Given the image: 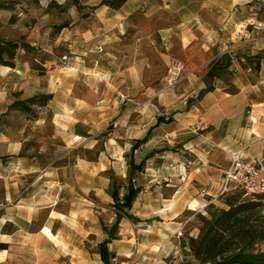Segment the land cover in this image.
I'll use <instances>...</instances> for the list:
<instances>
[{
    "label": "crops",
    "instance_id": "0c3cea01",
    "mask_svg": "<svg viewBox=\"0 0 264 264\" xmlns=\"http://www.w3.org/2000/svg\"><path fill=\"white\" fill-rule=\"evenodd\" d=\"M101 1L84 0L83 6L97 8L60 35L72 54L82 51L79 63L46 75L24 58L14 68L0 66V236L9 224L15 227L10 237L42 233L62 239L59 246L74 264L103 262L84 247L75 261L74 245L61 227L81 237L103 233L96 244L107 239L96 211L82 209V182L90 184L88 192L114 200L108 183H95L106 181L104 162L78 157L57 166L55 138H67L66 149L82 146L85 132L97 134L110 120L103 105H139L120 117L116 109L110 115L117 117L116 151L128 154L121 197L132 158L144 165L133 175L140 190L134 217L166 216L169 235L160 233L165 238L183 231L186 212L221 205L232 154H240L243 163L264 156V41L244 43L233 27L261 20L264 0H128L118 10L99 6ZM173 64L182 66L180 82L162 91ZM156 93V105H141ZM40 94L53 98L35 121L10 111L16 100ZM93 109L95 115L87 113ZM146 136L132 155L134 143Z\"/></svg>",
    "mask_w": 264,
    "mask_h": 264
},
{
    "label": "rangeland",
    "instance_id": "374dc122",
    "mask_svg": "<svg viewBox=\"0 0 264 264\" xmlns=\"http://www.w3.org/2000/svg\"><path fill=\"white\" fill-rule=\"evenodd\" d=\"M0 1L8 5L7 10H0V41H24L28 44L30 42L35 44H30L33 47V51L30 53L22 50L18 51L17 62L21 58H24L30 61L32 68L40 75H46L47 72L55 70L63 73L61 69L64 71V69L72 67L73 64L79 63V60H82V55L80 54L82 51L72 54L67 48L66 43L63 42L66 37H60V35L63 32L67 34L66 31L79 26L82 23V19L89 17L88 15L93 9L83 6L84 0ZM74 1L77 3L73 4ZM261 15L263 19L264 8L261 9ZM61 24H69L70 28L64 29L55 35L54 27ZM64 57H67V59L64 60ZM171 67L164 73L162 91L175 89L180 82L173 83L174 85L171 84L173 79V74L170 72ZM157 95L158 93L152 98L145 100L141 105H156L155 100ZM117 106L116 108V105H103V107H106L104 116L110 120L100 127V132L97 134H87L85 132L82 135V146L80 147L64 148L63 146L67 138L63 135H57L55 138V165H72L78 157H82L86 162H104L106 172L103 173V178L106 181L95 180V183L98 182L102 185L108 183L109 188L112 181L111 176H114L119 183H126L128 176L126 156L128 154L125 156V154L116 151L118 150L116 146L117 144L120 145V143L114 138L112 128L117 117L123 115L133 106L137 108L139 105H128L122 102ZM114 109L119 111L116 119L110 118ZM46 110V107L36 109L37 118L41 112ZM95 112L96 110L93 109L87 113L95 115ZM159 112L163 113L161 109H159ZM21 114L22 117H27L23 113ZM30 121L33 122L35 120ZM176 145L174 144V147H178ZM184 157L187 160H191L192 158L188 153H185ZM98 167L101 166L99 165ZM88 185L90 186L89 183L82 182V186L85 189L82 190V209H93L96 211L95 215L98 216L100 224L110 227L116 219V209L113 201L111 198L100 197L95 192H88ZM121 192L123 193V191ZM197 211L186 212L183 215L182 219L186 221V224L181 233L165 238L160 233L169 235L166 229L169 221L166 220V216H141L142 218L137 220L138 218L135 216L136 212L131 210V215L137 219L134 217L136 220L124 219L122 221L119 228L118 240L114 241L110 246L111 252L115 256L112 264H182L183 262H187L189 260L188 252L182 247L181 241L186 236H192L197 233L195 232L197 226L195 214L204 213V209ZM100 224L94 223L92 226L95 225V227L92 228L98 231ZM59 226L61 225L57 227ZM14 230L15 227L8 224L3 230L4 233H2L5 236H0V264H74L72 257L66 254L67 250L59 246L62 239H49L42 233H35L34 235L22 234L10 237L9 234ZM70 231H64V227L63 229L61 227V233H64L62 235L64 236L63 238L69 239L74 245L71 250L74 253L72 255L75 261L79 260L75 254L81 255L82 247L90 254L98 253L99 244H96V240H102L104 238L103 233L95 235V231H93L89 235L82 233L81 237L79 233H72ZM44 232L52 237L50 229L44 228ZM76 264H78L77 261Z\"/></svg>",
    "mask_w": 264,
    "mask_h": 264
},
{
    "label": "trees",
    "instance_id": "16d2710c",
    "mask_svg": "<svg viewBox=\"0 0 264 264\" xmlns=\"http://www.w3.org/2000/svg\"><path fill=\"white\" fill-rule=\"evenodd\" d=\"M127 1L102 0L99 6L118 10ZM96 8L92 7L93 10ZM7 9L8 5L0 1V10ZM68 28L69 24L57 25L54 27V34ZM20 50L30 53L33 47L24 41H0V66L14 68ZM52 98V95L40 94L26 100H16L10 111L23 113L27 120H36V109L45 108ZM147 140L148 136L137 140L132 146V155ZM129 166L130 176L125 185L126 193L122 197L124 184L111 176L108 192L114 200L116 219L111 227L103 225L107 239L98 247L103 264H112L115 258L109 244L118 239L121 221L136 220L130 211L140 190L133 183V175L141 172L144 165H136L131 158ZM218 200L221 205L210 203L204 208V213L195 214L199 234L197 237L188 235L182 239V247L189 256V260L182 264H264V195H246L243 190L238 189L221 194Z\"/></svg>",
    "mask_w": 264,
    "mask_h": 264
},
{
    "label": "built area",
    "instance_id": "2783aa9c",
    "mask_svg": "<svg viewBox=\"0 0 264 264\" xmlns=\"http://www.w3.org/2000/svg\"><path fill=\"white\" fill-rule=\"evenodd\" d=\"M233 27L236 30L239 28V35L244 43L264 41V18L239 26L233 24ZM228 51H232V48H229ZM63 59L66 60L67 57ZM170 72L173 74L171 84L179 82L182 66L173 64ZM248 72H251V70ZM193 132L195 133V131ZM206 142L211 147L216 146L209 138L206 139ZM230 162L231 168L225 175V184L221 194L240 189L246 195H264V156L249 163H243L241 155L236 153L231 155Z\"/></svg>",
    "mask_w": 264,
    "mask_h": 264
}]
</instances>
